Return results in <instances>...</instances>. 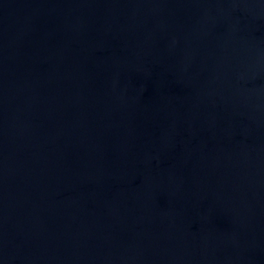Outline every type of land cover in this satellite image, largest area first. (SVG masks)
Masks as SVG:
<instances>
[{
	"label": "water",
	"instance_id": "95a60500",
	"mask_svg": "<svg viewBox=\"0 0 264 264\" xmlns=\"http://www.w3.org/2000/svg\"><path fill=\"white\" fill-rule=\"evenodd\" d=\"M0 264H264V0H0Z\"/></svg>",
	"mask_w": 264,
	"mask_h": 264
}]
</instances>
